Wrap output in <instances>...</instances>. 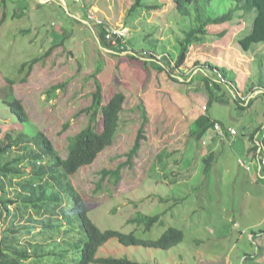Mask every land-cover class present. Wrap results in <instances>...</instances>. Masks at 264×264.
<instances>
[{
	"label": "rangeland",
	"instance_id": "1",
	"mask_svg": "<svg viewBox=\"0 0 264 264\" xmlns=\"http://www.w3.org/2000/svg\"><path fill=\"white\" fill-rule=\"evenodd\" d=\"M1 1L0 139L8 132L43 131L55 151L66 157L70 138L90 121L85 109L92 104L96 81L102 85L103 103L117 91L124 92L127 99L115 143L94 163L83 166L72 181L90 207L91 218L103 230L135 231L142 238L157 239L174 226L185 234L184 240L170 249L127 246L112 239L97 256H128L151 264H264V178L259 153L251 151L255 145L252 136L264 138V88L252 94L245 91L247 83L264 77V42L255 43L250 50L240 44L251 29L254 13L211 25L204 42L181 53L184 43L179 39L192 18L182 17L174 9V0H144L146 5L157 6H138L132 15L135 0H66L67 5L57 0L42 5L47 16L41 19L33 14L30 18L27 8L18 16V1ZM235 5V0H216L212 8L221 15ZM87 10L114 26L127 25L129 51L118 53L100 46L92 38L91 27L82 21ZM33 20L39 23L37 30ZM55 38L63 43L47 45L48 40L56 42ZM35 57L41 60L31 71L26 66L20 72V67ZM153 61L169 65L159 70ZM207 63L227 67L228 80L232 82L234 77L236 82H228L219 73L223 86L212 100L202 73L219 71ZM25 76L26 80H21ZM9 77L16 82L11 84ZM65 82L64 87L50 92L52 86ZM8 89L22 100L30 116L27 123H21L3 101ZM204 106H208L206 111ZM205 113L234 127L237 134L221 139L209 128L197 138L192 133L198 128L194 121ZM141 126L146 138L141 140L133 164L121 168L118 182L110 174L102 179L104 169L115 170L127 161ZM215 133L218 138L214 139ZM262 147L264 150V143ZM211 150L214 158L207 165L204 158ZM16 168L25 174L4 178L5 189L0 184V197L13 201L8 203L2 231L15 235L20 245L46 243L52 254L42 264H75L77 247L72 245L68 252L67 241L76 244L80 235L42 228L33 221L41 218L38 210H24L25 218L19 213V201L30 193L23 185L31 179L32 167L19 162ZM139 212L159 214L160 221L150 231L138 222H128ZM29 225L31 230L23 228ZM40 229H45L44 235ZM51 234L50 242L41 240Z\"/></svg>",
	"mask_w": 264,
	"mask_h": 264
},
{
	"label": "trees",
	"instance_id": "2",
	"mask_svg": "<svg viewBox=\"0 0 264 264\" xmlns=\"http://www.w3.org/2000/svg\"><path fill=\"white\" fill-rule=\"evenodd\" d=\"M215 1L174 0V9L188 21L191 20L190 17L192 18V22L183 30L184 37L179 39V42L184 43L181 53L188 51L190 46L195 43L204 42L210 34L211 25H219L230 22L232 19L237 20L241 17L244 19L249 13H254L251 29L240 39L241 47L245 50H250L255 43L264 42V0H235L236 5L229 8L225 13H221V15H219L220 11H215L212 8V4ZM1 2L5 3V0ZM138 6L153 9L157 5H146L144 0H135L130 8L131 15ZM99 29V36L105 47L118 53L127 50V41L124 43L122 39H118L117 43H113L112 39H106L103 29ZM130 55L135 57V55ZM165 57L163 59L169 61ZM39 60H41L39 57H35L27 61L20 67V72L26 66L29 67L28 72H30L32 66ZM151 63L159 70H164L166 65H169L166 62L162 65L158 61ZM207 64L212 66V69L218 67L219 71L217 73L215 70H211V75L215 77L209 73H202L207 92L212 100L216 97V93L220 92L217 90H220L223 86L219 81L220 79H218V74H222L230 82L228 80L230 71L227 67L221 68L217 64ZM26 78L27 76L21 80L24 81ZM8 81L11 84L16 82L15 79L10 77ZM232 82L236 83L234 77ZM65 85L66 82L58 83L49 90L50 92H56L58 88L64 87ZM246 85H249V87H246L245 91L248 94H252L264 88V77H259L257 83L252 82ZM236 98L240 103H245V99H240L238 96ZM126 99L127 97L124 92L117 91L107 102L103 103L102 85L97 80L96 90L93 92L92 104L85 109L89 112L90 121L86 127L70 138L68 155L66 157L61 156L55 151L54 144L43 131L31 134L23 130L16 135L8 132L4 138L0 139V160L3 157H8L5 158L6 161L4 163H0L1 188L5 189L6 186L4 178L14 179L20 173L25 174L16 168L19 162H22L25 166L32 167L31 179L23 185L24 189H30V193L24 195L21 199L22 202L19 201L22 210L18 211L25 218L26 209L32 208L33 212L38 210L41 218L38 220L33 218V221H38L42 228L51 229L49 232L55 230L59 233L64 232L69 233V235L77 233V235H80L76 244H73L70 240L67 241L66 250L68 252L71 251L72 245L77 247L79 256L76 258L75 264H151L131 259L128 256H97V253L103 245L112 239H117L120 243L127 246L170 249L183 241L185 237L184 231L174 226L167 228L157 239L142 238L135 231L123 232L113 228L103 230L91 218L90 207L72 181V176L83 166L94 163L100 153L115 143ZM221 100L223 99L221 98ZM252 100L253 97L248 100L249 105ZM3 101L9 104L10 110L21 123H27L30 120V116L22 100L18 99L10 89L3 96ZM240 106L244 107V105ZM144 115H146L145 112ZM99 116L102 118L101 129H99ZM215 122L220 121L213 119L208 114L200 115L194 121V125L198 126V128L192 130L193 135L201 138L204 132L212 127ZM65 127L67 128L68 124ZM259 130L260 128L256 131L258 132ZM2 133L3 127L0 122V135ZM261 133H264V129H261ZM145 138L143 126H141L135 143L128 153L127 161L119 164L115 170L104 169L102 179L110 174L114 181L118 182L122 177L121 168L133 164L132 159L141 147V140ZM251 140H254V136H252ZM14 151H16V154ZM251 151L258 152L261 157L264 154L259 152L258 145L256 144L252 147ZM10 157L13 158L10 159ZM213 158L214 152H210L204 160L208 165ZM37 179L39 182H37ZM261 180L264 181V179ZM12 182L13 180H11V184ZM11 200L0 197V201L6 210H9L8 203H13ZM33 212H28V214H33ZM15 216L17 217V215ZM159 221V214L147 215L142 212H139L136 217L128 220V222H138L139 225H145L144 229L147 231H150ZM23 228L27 230L32 229L30 225L24 226ZM17 230L12 229L11 231L17 232ZM42 230L45 231V229ZM43 231L40 229V234L44 235ZM82 233H84V237H82ZM2 234L3 237L0 239V264H42V261L52 254L50 251L51 248L47 251L46 243L30 241V246L20 245L19 239L15 235L9 236L8 232L5 233L3 231ZM52 238H54V234L44 236L41 240L50 242L48 240Z\"/></svg>",
	"mask_w": 264,
	"mask_h": 264
},
{
	"label": "built area",
	"instance_id": "3",
	"mask_svg": "<svg viewBox=\"0 0 264 264\" xmlns=\"http://www.w3.org/2000/svg\"><path fill=\"white\" fill-rule=\"evenodd\" d=\"M77 1H79V0H77ZM87 17H88V20L94 26L103 29V32L105 34L106 39H112L113 43H117L118 39H122V41L124 43H126V37L128 36V33H129V27L127 25H116V26H114L111 23L103 20L102 18L97 17L94 13H90V11L88 12ZM206 109H207V106H204L205 111H206ZM210 128H214L216 130L215 132L217 133V135L221 139H226L229 136L237 134L236 129L234 127L224 126L220 122L213 123L212 127H210ZM258 150L260 153H262V152L264 153L262 144H260ZM258 160H259V164H260L261 176L264 177V174H262L264 172V154L262 155V157L258 156ZM241 163L245 164L243 161ZM247 168L249 169V167H247ZM7 214H8V211H6V209L3 207V205L0 201V236H2V227H3L5 217L7 216Z\"/></svg>",
	"mask_w": 264,
	"mask_h": 264
},
{
	"label": "crops",
	"instance_id": "4",
	"mask_svg": "<svg viewBox=\"0 0 264 264\" xmlns=\"http://www.w3.org/2000/svg\"><path fill=\"white\" fill-rule=\"evenodd\" d=\"M14 1H18V2H16V3H18V10L20 11L19 13H18V16H22L23 15V10L25 9V8H27L26 10H28V11H30V15H29V17L31 18L32 17V14H33V16L34 17H38V19H41L42 17H44V16H47L46 15V12L44 11V9H43V6H44V4H47V3H50V2H52V1H57V0H14ZM58 1H62L65 5H67V1L66 0H58ZM6 2H8V0H5V3ZM43 5V6H42ZM21 9H23V10H21ZM86 9V8H85ZM76 15H78L77 13H76ZM85 17H83V19H82V21H84L86 24H88L90 27H91V30H92V32H91V35H92V38H96L97 39V41L99 42V44H100V46L102 45L103 46V48H105V49H108L107 47H105V45L102 43V40H101V37L99 36V28L98 27H96V26H94L89 20H88V17H87V15H88V10L85 12ZM80 16V15H79ZM34 22H35V25L36 26H34V29L35 30H37L38 29V22L36 21V20H33ZM55 41H56V38H55ZM62 41V40H61ZM60 40L57 42H54V41H52L51 42V40H48V43H47V45L48 44H57V43H60L61 42ZM62 43H63V41H62ZM61 43V44H62ZM111 50V49H110ZM214 137V139L215 138H218L217 136H216V133H215V136H213ZM254 142H255V144L256 145H258V148H259V146H260V144H263L264 143V139H261L259 136L256 138V137H254V140H253ZM252 149V148H251ZM213 150H211L210 152H212ZM251 152V151H250ZM210 154V153H209ZM262 174H264V172L262 173ZM260 175H261V171H260ZM264 178V177H263Z\"/></svg>",
	"mask_w": 264,
	"mask_h": 264
},
{
	"label": "bare ground",
	"instance_id": "5",
	"mask_svg": "<svg viewBox=\"0 0 264 264\" xmlns=\"http://www.w3.org/2000/svg\"><path fill=\"white\" fill-rule=\"evenodd\" d=\"M259 136V135H258ZM257 138V137H256Z\"/></svg>",
	"mask_w": 264,
	"mask_h": 264
}]
</instances>
